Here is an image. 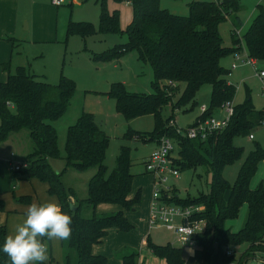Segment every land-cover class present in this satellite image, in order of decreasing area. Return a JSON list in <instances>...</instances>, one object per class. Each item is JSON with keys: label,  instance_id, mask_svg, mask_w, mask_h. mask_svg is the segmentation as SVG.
Masks as SVG:
<instances>
[{"label": "trees", "instance_id": "trees-1", "mask_svg": "<svg viewBox=\"0 0 264 264\" xmlns=\"http://www.w3.org/2000/svg\"><path fill=\"white\" fill-rule=\"evenodd\" d=\"M108 1L98 0V28L91 23L70 21L67 35L86 39L97 34L125 33L128 37L125 45L108 50L103 55H93L94 60L115 62L129 52H136L141 62L151 66L152 94L130 93L124 84L117 83L106 95L116 101V111L127 123L149 116L155 119V130L147 140L142 139V133L133 130L127 132L125 139L135 137L144 143L152 141L159 144L162 138H172L177 152L173 154L175 169L180 172L209 167L212 174L209 195L202 194L199 198L182 201L175 195L164 198L168 205L175 202L183 207H204L202 212L194 214L195 220L206 222L205 231L193 241L202 252L201 264H246L247 258L264 257V184L251 188L252 180L264 162V145L257 144L234 185L222 177L225 167L243 154L234 146V138L250 137L252 130L264 123V111L258 112L248 97L244 105L235 107L229 126L210 134L205 140L201 137L189 139L162 124L165 107L171 105L175 113L189 105L194 109L197 95L205 85L212 88L210 107L204 114L201 112L190 129L197 127L200 121L215 117L222 105L233 104L237 88L229 83L230 72L221 65V61L240 52L242 40L236 36L233 47H225L220 26L232 19L235 31H239L243 23L239 17L241 0L193 2L186 17L163 9L161 0H114L120 4L128 3L133 9L132 22L126 32L122 31L119 11L110 12ZM258 9L243 40L250 59L262 62L264 9L262 6ZM75 87V83L64 76L58 85H52L24 67L17 68L14 74L8 73L7 79L0 83V146L11 134L27 131L32 150L26 160L29 169L23 174L27 179L36 178L48 183L50 195L59 199L62 211L73 220L71 238L62 241L64 264H107L108 259L96 255L93 249L104 242L110 230L126 234L133 229L125 211L132 210L140 201L141 192L131 198L135 178L131 173V150L122 147L116 168L109 172L106 157L110 138L97 125L94 115L85 112L69 128L65 169L60 173L53 168V163L61 159L58 134L53 124L70 107ZM176 95L179 99L174 105ZM92 169L96 170V174L88 183V197L79 200L75 189L64 184V178L70 170L82 173ZM17 202H29V199L22 198ZM101 205H111L116 210L101 214ZM245 205L248 208L246 222L238 233H233L226 223L237 219ZM72 207L76 210L73 211ZM4 211L5 202L0 200V213ZM6 237V227L0 226V264H11L2 251ZM44 243L52 258L51 240L45 239ZM147 243L148 249L165 264H186L181 248L171 244L159 246L149 238ZM241 246L246 248L240 255L238 248ZM227 248L234 249L235 254L227 256ZM139 256L136 253L123 254L121 262L139 264Z\"/></svg>", "mask_w": 264, "mask_h": 264}, {"label": "rangeland", "instance_id": "rangeland-1", "mask_svg": "<svg viewBox=\"0 0 264 264\" xmlns=\"http://www.w3.org/2000/svg\"><path fill=\"white\" fill-rule=\"evenodd\" d=\"M212 1L215 0H161V6L172 14L186 17L189 15V5L191 3ZM260 3L264 8V0ZM258 5V0H241L239 17H241L244 26L242 29L240 28L239 36L232 33L235 30L232 19H228L220 26V34L225 47L232 48L236 36L242 40V48L238 57H235V54L229 55L223 58L221 63L224 68L231 71L228 80L237 88L233 107L244 105L250 97L254 108L258 112H263L264 80L260 78L259 74L264 72V61H257L256 65L246 63L250 60V57L243 40L248 25L256 15ZM108 9L110 12L119 11L121 28L122 31L126 32L133 18L132 7L127 3L120 4L114 0H109ZM53 10L52 18H54L55 23L58 22V38L56 40L55 33V43L22 45L21 49H16L14 63L11 67V74H14L19 61L28 58L25 67L32 75L45 79L52 85H58L62 76L75 83V93L70 107L63 117L53 124L58 134V148L61 155V159L53 163V168L60 173L65 169L64 158L66 157L69 128L74 126L82 113L85 112L94 115L97 125L110 138L106 157L109 172L116 168L121 148L128 147L131 150V173L135 176L131 198L134 199L137 193L141 191L140 201L132 210L125 211V215L132 224L133 229L126 234L119 233L114 229L110 230L104 242L94 247V252L107 258V264H121V256L127 253L140 255L138 258L139 264H165L164 260L156 257L148 249L147 240L149 238L152 243L159 246L171 244L174 247L181 248L186 264H201L202 252L196 245L183 244L178 241L173 232L164 228L151 229L149 225L154 177L146 173L145 162L157 148V144L152 141L144 143L135 137L125 139V135L129 130H133L142 133V139L146 138L145 140H147L155 130L154 117H144L127 123L123 116L117 113L116 101L106 95L111 91L112 86L117 83L124 84L130 93L152 94L154 90L151 85L153 81L151 66L148 63L141 62L136 52H129L120 61L115 62L94 60L93 55H103L108 50L125 45L128 42L125 33L120 35L97 34L86 39H82L77 35H67L70 21L76 23L87 22L93 24L96 28L99 27L100 5L98 0H65L64 5L55 6ZM29 25V21L26 20L23 24V30L27 29ZM234 65L237 68L233 69ZM3 67L1 64L0 83L8 77V72ZM181 88L183 90L184 85ZM211 93V86L205 85L197 95V105L194 109L192 108L193 110L189 105L175 113L171 105L165 107L162 112L163 126L172 128L176 133L178 129L189 130L201 115V109L204 106L210 107ZM179 95H176L174 105L177 104ZM224 115L225 113L221 111L216 114L215 118L220 120ZM251 135L254 136V140H251L248 135L237 136L233 140L234 146L241 149L243 154L240 159L225 167L222 172V177L231 185L236 183L243 165L251 153L256 150L257 144L264 145V123L254 128ZM31 150L32 143L27 131L14 133L9 136L6 142L1 144L0 160L2 162L9 161L12 154L20 160H25ZM95 174V169L82 173L70 170L63 182L68 188L75 189L79 200H85L88 197V183ZM211 181L212 174L209 167L202 166L196 170H180L179 178L170 177L164 187L171 192L172 196L175 195L176 198L182 201L188 198H199L202 194L209 195ZM15 182H13L12 187ZM260 184H264V162L260 164L258 172L252 180L251 188L256 189ZM18 199L15 198L14 204ZM171 205L176 206L177 204L174 202ZM177 207L189 208L179 205ZM112 208H114V211L116 210V207L111 205H101L99 213H111ZM247 215L248 208L245 205L237 219L227 221V228L231 229L233 233H238L246 222ZM245 248V246L238 248L240 255L244 253ZM189 249L192 250L191 253ZM262 261H264L262 256L251 257L247 258L246 264H262Z\"/></svg>", "mask_w": 264, "mask_h": 264}, {"label": "crops", "instance_id": "crops-1", "mask_svg": "<svg viewBox=\"0 0 264 264\" xmlns=\"http://www.w3.org/2000/svg\"><path fill=\"white\" fill-rule=\"evenodd\" d=\"M258 1L259 5L256 10V15L258 13L259 6H262L263 8L262 3H260L262 0ZM54 7L55 6L52 5L51 0H0V65L2 64V66H4L3 68L5 71L11 73V67L14 63L15 51L16 49H21L22 45L55 43L58 38V22L55 23L54 18H52ZM254 18H252V21L248 25V29ZM47 19L50 20L47 22ZM26 20L29 21L30 25L27 27V29L23 30V24ZM55 24H57L56 27ZM232 25L234 27L233 21ZM243 26L244 24L242 23V27ZM234 31L232 33H234ZM238 32H240V28ZM26 33H28V35H26ZM28 60L29 59L26 58L19 61L17 68H26L25 64L28 62ZM254 61L257 64V61ZM228 71L231 75V71ZM229 83L232 84L230 81ZM156 144L158 147V143ZM29 154L30 153H28V155ZM151 155L147 158L145 164ZM27 157L25 160H20L15 155L14 160L15 162H25ZM11 159L9 161L6 160L3 162L0 160V200L5 202V211L0 213V226L6 227L7 236L14 234L16 225L23 222L25 213L30 204H43L52 201L61 206L59 199L50 195V186L48 183L42 182L36 178L27 179L23 173L18 174L11 172L9 168V162ZM14 181L16 182L12 187ZM15 198H28L29 202L19 203L16 201V204H14ZM110 211L113 212L114 208H112ZM192 245L195 244L192 243ZM51 254L52 258H50V255H48L47 247V264H64L62 240H51ZM96 255H99V253Z\"/></svg>", "mask_w": 264, "mask_h": 264}, {"label": "built area", "instance_id": "built-area-1", "mask_svg": "<svg viewBox=\"0 0 264 264\" xmlns=\"http://www.w3.org/2000/svg\"><path fill=\"white\" fill-rule=\"evenodd\" d=\"M52 5L61 6L64 5L65 0H51ZM237 36L240 32L235 31ZM238 57V52L235 54ZM246 63L256 65L253 59H250ZM237 66H233V69ZM260 78L264 80V72L259 74ZM264 85V83H263ZM207 111L206 107L201 109L202 114ZM225 113L224 117L220 120L208 118L200 121L199 125L189 130L178 129V134H182L189 139L202 138L205 140L210 134L218 131L225 130L235 115V108L232 103H226L221 106L219 112ZM250 139L253 140L254 136L251 135ZM176 151V144L170 138H162L158 144L157 149L153 152L151 157L145 164L146 171L154 177V191L150 210L149 225L150 228H164L170 232H173L178 241L183 244L193 243L194 238L205 231L206 222L204 220H195L194 214L200 213L204 210L203 207H189L181 208L165 203L164 198H171V192L164 186L167 184L169 178H179L180 172L174 168L173 154ZM15 155H12V159L9 162V168L11 172L23 173V171L29 169V163L15 162ZM234 249H226L227 256H233ZM233 264V263H230Z\"/></svg>", "mask_w": 264, "mask_h": 264}, {"label": "clouds", "instance_id": "clouds-1", "mask_svg": "<svg viewBox=\"0 0 264 264\" xmlns=\"http://www.w3.org/2000/svg\"><path fill=\"white\" fill-rule=\"evenodd\" d=\"M72 223V217L55 202L30 204L23 222L5 238L2 251L11 264H45L48 257L44 240H69Z\"/></svg>", "mask_w": 264, "mask_h": 264}, {"label": "water", "instance_id": "water-1", "mask_svg": "<svg viewBox=\"0 0 264 264\" xmlns=\"http://www.w3.org/2000/svg\"><path fill=\"white\" fill-rule=\"evenodd\" d=\"M72 210L75 211L76 209L74 207H72Z\"/></svg>", "mask_w": 264, "mask_h": 264}]
</instances>
